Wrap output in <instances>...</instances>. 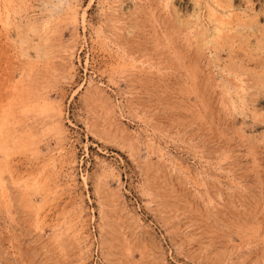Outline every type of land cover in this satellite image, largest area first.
I'll use <instances>...</instances> for the list:
<instances>
[{
    "label": "rangeland",
    "instance_id": "rangeland-1",
    "mask_svg": "<svg viewBox=\"0 0 264 264\" xmlns=\"http://www.w3.org/2000/svg\"><path fill=\"white\" fill-rule=\"evenodd\" d=\"M263 48L264 0H0V264H264Z\"/></svg>",
    "mask_w": 264,
    "mask_h": 264
},
{
    "label": "bare ground",
    "instance_id": "bare-ground-1",
    "mask_svg": "<svg viewBox=\"0 0 264 264\" xmlns=\"http://www.w3.org/2000/svg\"><path fill=\"white\" fill-rule=\"evenodd\" d=\"M60 2V1H59ZM64 2V1H63ZM67 2V1H66ZM68 3V2H67ZM65 4V3H64ZM64 4H63V6H64ZM199 4V3H198ZM61 5V4H60ZM66 5V4H65ZM54 6H56V5H54ZM67 6V5H66ZM53 8V7H52ZM6 9V8H5ZM55 9H57V8H55ZM9 13V12H8ZM212 16V15H211ZM215 16V15H214ZM203 24V23H202ZM201 25V24H200ZM199 25V26H200ZM30 26V25H29ZM198 26V27H199ZM220 26V25H219ZM222 27V26H221ZM228 27V26H227ZM19 28V27H18ZM21 28V27H20ZM203 28V27H202ZM206 28V27H205ZM204 28V29H205ZM33 29H34V27H33ZM228 29V28H227ZM230 29V28H229ZM21 30V29H20ZM202 30V29H201ZM36 31V30H35ZM204 32H206V31H204ZM233 32V31H232ZM199 34V33H198ZM171 35V34H170ZM208 35V34H207ZM199 36H200V34H199ZM205 36V35H204ZM262 42V41H261ZM210 44V43H209ZM259 44H260V41H259ZM261 48V47H260ZM264 49V48H263ZM22 52V51H21ZM25 53H26V51H25ZM26 54H28V53H26ZM22 56H24V55H22ZM29 56V55H28ZM26 57V56H25ZM30 58V57H29ZM176 59V58H175ZM261 84V83H260ZM263 84V83H262ZM229 89V88H228ZM230 90V89H229ZM41 175V174H40Z\"/></svg>",
    "mask_w": 264,
    "mask_h": 264
}]
</instances>
